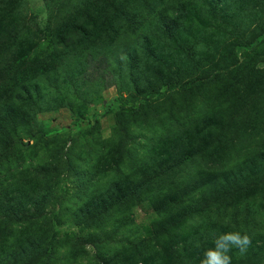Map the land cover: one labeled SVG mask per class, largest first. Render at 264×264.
<instances>
[{"label": "rangeland", "instance_id": "obj_1", "mask_svg": "<svg viewBox=\"0 0 264 264\" xmlns=\"http://www.w3.org/2000/svg\"><path fill=\"white\" fill-rule=\"evenodd\" d=\"M213 1L131 0V10L147 19L144 32L151 27L146 40L156 55L144 57L181 82L194 80L191 89L161 87L162 95L128 112L121 107L131 106L128 95L109 86L82 110L59 108L39 114L37 129L9 130L12 147L0 153V264H35L29 240L41 247L54 235L58 258L51 264H148L154 256L182 264L187 238L208 224L251 236L240 261L232 250V264H264V6ZM26 3L43 27L44 1ZM114 13L122 33L137 20ZM170 22L172 35L164 29ZM42 40L18 50L20 73L0 80V91L24 76L44 77L53 59ZM176 147L191 156L187 163L130 194L151 169L181 160ZM189 172L203 185L192 202L177 187ZM162 195L173 207L154 210ZM81 232L86 237L77 242ZM205 250H188L189 264H200Z\"/></svg>", "mask_w": 264, "mask_h": 264}, {"label": "trees", "instance_id": "obj_2", "mask_svg": "<svg viewBox=\"0 0 264 264\" xmlns=\"http://www.w3.org/2000/svg\"><path fill=\"white\" fill-rule=\"evenodd\" d=\"M43 1L46 17L43 27H38L37 18L29 14L26 0H0V80L10 78L14 73H20L17 67L20 61L17 56L18 50H24L25 44H33L34 38L38 41H43L42 38L47 39L53 59L52 67L42 79L24 76L21 78V83L0 91V153L6 152L8 146L12 147L8 136L11 128L30 124L37 129L39 114L59 108L77 107V110H82L83 105L98 99L101 92L109 86L122 88V91L128 95L127 102L132 104L130 107L127 105L121 107L123 111L133 112L135 109L138 110L133 108L136 102L142 104L155 95H162L161 87H165L166 90L184 91L191 89L195 84L194 80L181 82L168 76L162 68L156 66V62L144 57L147 52L156 55L149 41L146 40L151 27L144 32V28L148 26L147 19L144 14L136 15L131 10V0ZM219 1L223 0L213 2ZM260 6H264V0L261 1ZM114 10H118L120 15L123 14L126 18L137 17L134 24L132 22L129 29L126 28L128 31L122 33L124 30L113 22ZM157 13L159 11L155 14ZM120 15L118 18H121ZM101 24H107L109 31L105 33L96 31ZM164 29L167 34L172 35L176 26L170 22L164 24ZM124 35L125 39L121 40ZM261 36L264 37V31L261 32ZM48 64L50 63L47 61L46 67L49 66ZM46 67L44 65V69ZM29 79L32 80L27 81ZM173 152L176 157L181 155V160L168 168L151 169L147 179L141 184L134 185L129 193L139 195L144 190L148 191L156 177L164 180L166 174L173 170L172 168L181 167L191 157L184 156L185 152L181 147L173 148ZM164 186L154 191L155 198L164 191ZM202 186L193 172L184 174L177 184L180 194L192 196L191 202L196 198L194 194L199 192ZM163 196L153 202L154 210L159 205L173 207L167 206L170 202ZM110 209L111 206H106V211ZM225 232L227 229L223 224L200 226L187 238L185 244L188 247L184 245L179 252V261L185 262L182 264H189L188 250L200 247L208 249L213 246L215 237ZM84 237L86 235L80 234L77 242L83 241ZM44 240L46 242L41 247L34 238L29 240L38 252L35 264H38L39 260L41 264H51L58 258L54 245L58 241L57 236L46 237ZM233 249L238 253L236 255L240 261L245 253L240 254L238 249ZM7 250L9 254L15 252L10 248ZM248 251L249 249L246 254ZM141 253L145 252L141 251ZM9 254L5 256V261L9 260ZM146 256L150 257L151 253H147ZM148 264L163 263L158 256H154V260Z\"/></svg>", "mask_w": 264, "mask_h": 264}, {"label": "clouds", "instance_id": "obj_3", "mask_svg": "<svg viewBox=\"0 0 264 264\" xmlns=\"http://www.w3.org/2000/svg\"><path fill=\"white\" fill-rule=\"evenodd\" d=\"M252 244V238L242 230H232L216 236L213 246L206 249L200 264H232L233 248L244 254Z\"/></svg>", "mask_w": 264, "mask_h": 264}]
</instances>
